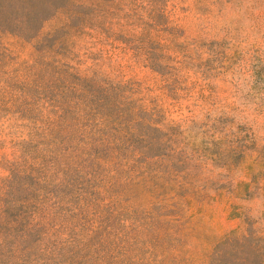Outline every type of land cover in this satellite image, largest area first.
<instances>
[{"label":"rangeland","instance_id":"rangeland-1","mask_svg":"<svg viewBox=\"0 0 264 264\" xmlns=\"http://www.w3.org/2000/svg\"><path fill=\"white\" fill-rule=\"evenodd\" d=\"M0 264H264V0H0Z\"/></svg>","mask_w":264,"mask_h":264}]
</instances>
